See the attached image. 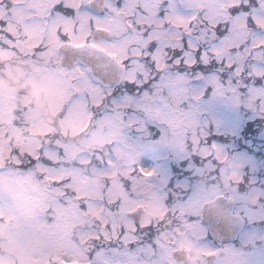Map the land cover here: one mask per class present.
Wrapping results in <instances>:
<instances>
[{"label": "snow or ice", "instance_id": "1", "mask_svg": "<svg viewBox=\"0 0 264 264\" xmlns=\"http://www.w3.org/2000/svg\"><path fill=\"white\" fill-rule=\"evenodd\" d=\"M0 51L66 97L46 132L0 93V264H241L201 246L196 187L158 189L130 136L157 129L219 201L239 198L196 104L210 88L264 118V0H0Z\"/></svg>", "mask_w": 264, "mask_h": 264}, {"label": "rangeland", "instance_id": "2", "mask_svg": "<svg viewBox=\"0 0 264 264\" xmlns=\"http://www.w3.org/2000/svg\"><path fill=\"white\" fill-rule=\"evenodd\" d=\"M19 60H21V63L25 64L24 60ZM26 65L29 67L25 70L20 66H15L19 75L15 76L14 80H18V78L22 79L20 82L16 81L15 84L24 87L23 93L20 96L16 95L11 85L1 83V77L0 93L14 97L21 106L31 108L39 113L40 127L44 131L51 130L52 127H49L43 118V103L48 101L53 112L59 109L65 98L63 92L64 85L54 77H40L33 75L31 63L27 62ZM8 72L11 73L9 67L6 70V73ZM202 96L203 94L201 97ZM30 100H33V107H27ZM196 108L197 118L199 114L201 117L202 114H204L203 112L206 111V114L210 113V115H213V123L216 124L219 129L222 128L223 130L232 131L234 130L235 124L239 122L240 116L237 111V105H234L229 98L216 96L213 92L208 99L201 98L196 104ZM199 120L200 119L198 118V121ZM205 120H207L206 117ZM135 135L132 134L130 136V142L138 153L136 157V165H139L141 170L154 173L153 177H151V181L158 189H162L165 192L172 194L175 193V196L177 197L179 188L188 183L184 182L185 180L182 181L181 179H176V175L180 173V166L184 165L185 168L191 166V159L188 158L187 155L179 153L167 145L158 143L159 140L156 138H149V136H146L147 140L141 141L139 137ZM262 135L264 136V133ZM214 144L224 152L226 151L223 149L224 146L220 145V143L214 142ZM229 157L233 163L237 165L242 179L244 173L248 174L247 185L249 184V187L247 200L258 198V194L261 193V190L256 186V183L258 180H261V182L264 183V175H258L261 171L264 172V156H254L248 151H242L232 153ZM196 172H198V170L194 173ZM192 188H195L193 199L198 209L205 199L214 195L211 188L201 183L200 180H197ZM237 199L243 204L241 197ZM201 246L210 248L208 241L201 242ZM263 248L264 230L260 231L249 228L245 230L243 236L241 235L237 244L230 246L227 249L235 254L241 264H261V261H264Z\"/></svg>", "mask_w": 264, "mask_h": 264}, {"label": "trees", "instance_id": "3", "mask_svg": "<svg viewBox=\"0 0 264 264\" xmlns=\"http://www.w3.org/2000/svg\"><path fill=\"white\" fill-rule=\"evenodd\" d=\"M21 59L19 56H17L14 53L6 52V51H0V75L4 78V83L11 85L16 95L20 96L23 93V87L19 86L18 84H15L16 81L20 82L21 79L18 78V80H14V77L17 73L15 66L23 67L24 69L28 68L29 66L26 65L27 61H24V63H21ZM7 67H9V70L11 69V73H6ZM241 114L245 117V121H241L239 124H237L236 131L234 132V135L232 137L228 135H223V143L225 145H234V148L237 150H242L245 145V141L248 139H252L255 141L258 137L256 136L255 130L251 127L247 126V120L248 119H256L261 116L254 114L252 111L249 110V112H246V110H242ZM55 128L52 130H49L48 132H55ZM222 137V136H221ZM99 146V145H97Z\"/></svg>", "mask_w": 264, "mask_h": 264}, {"label": "water", "instance_id": "4", "mask_svg": "<svg viewBox=\"0 0 264 264\" xmlns=\"http://www.w3.org/2000/svg\"><path fill=\"white\" fill-rule=\"evenodd\" d=\"M233 204L215 197L202 205V222L209 226L212 235L218 240L234 237L241 225V219L231 214Z\"/></svg>", "mask_w": 264, "mask_h": 264}]
</instances>
